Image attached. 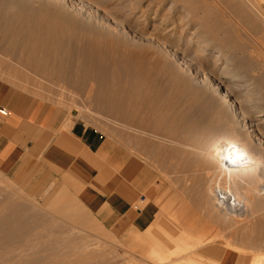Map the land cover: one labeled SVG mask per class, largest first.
<instances>
[{"label": "rangeland", "instance_id": "1", "mask_svg": "<svg viewBox=\"0 0 264 264\" xmlns=\"http://www.w3.org/2000/svg\"><path fill=\"white\" fill-rule=\"evenodd\" d=\"M241 2L66 0L73 13L87 15L105 31L68 33L62 60L50 65L11 48L0 32V78L97 131L114 151L119 171L132 165L135 176L143 170L145 202L137 204V211L148 203L159 208L153 225L141 234L129 224H102L78 201L67 176L45 167L17 177L0 173V264H218L206 253L211 248L264 264L262 185L252 188L248 209L238 215L212 206L215 167L195 151L192 95L183 92L176 59L158 45L163 39L173 43L171 49L179 45L187 61L202 64V74L218 79L220 69L213 66L217 51L191 43L192 34L208 25L223 50L247 55L263 74V39L248 30L240 13L247 6L245 11L264 27V0ZM163 20L167 25L162 29L175 27L174 32H162L158 25ZM181 73L191 80L195 76L186 69Z\"/></svg>", "mask_w": 264, "mask_h": 264}, {"label": "bare ground", "instance_id": "2", "mask_svg": "<svg viewBox=\"0 0 264 264\" xmlns=\"http://www.w3.org/2000/svg\"><path fill=\"white\" fill-rule=\"evenodd\" d=\"M238 6L240 11L241 5ZM245 8L241 9L240 15L246 19L248 30H255L264 42V27L254 17L255 15H251L249 10L250 14L246 12ZM71 10L66 0H0V32L2 37L9 41L11 48L23 49L37 56L33 58V55L28 54L37 63L58 61L60 58L62 60L68 33L105 31L104 27L96 22L87 21L86 19H89L87 15L73 13ZM165 25L167 21L163 20L158 27L162 29ZM175 29V27L168 31L162 29V32L165 31V34L169 35ZM214 30L216 34L218 30ZM243 31L245 33V30ZM195 32L192 34L194 36L191 39L192 45L199 46L204 51H217L213 66L220 69V78L215 79L210 73L202 74L204 66L187 61L183 55L185 51H181L179 45L171 49L169 46L173 43L164 39L158 40V45L163 46L162 48L176 59L181 71L186 69L195 75L191 80L182 75L181 71L178 74L183 83V92L192 95L191 101L196 108L193 127L197 131L198 136L195 137L196 139L198 137V140L195 151L199 157L208 160L215 167V174L210 170L214 174L213 185L209 187L210 203L220 212L235 216L238 215L237 211L247 208L250 202L248 194L255 185L259 187L262 185L264 191V119H258L264 117V73L259 74L262 70L257 66L258 63L252 62L247 55L246 58L242 57L239 49V54L228 53L227 48L226 51L223 50L225 45L223 48L208 25ZM257 41L261 42L258 38ZM252 43L254 44V41ZM245 50L247 51L246 47ZM256 50L253 51L254 54L258 52ZM261 67L263 69V66ZM253 117L254 120L251 119ZM228 145L235 146L236 150L243 154L244 159L235 164L227 162L224 157L228 155Z\"/></svg>", "mask_w": 264, "mask_h": 264}, {"label": "crops", "instance_id": "3", "mask_svg": "<svg viewBox=\"0 0 264 264\" xmlns=\"http://www.w3.org/2000/svg\"><path fill=\"white\" fill-rule=\"evenodd\" d=\"M35 167L69 177L78 201L104 225L129 224L144 234L159 213L154 203L136 209L145 202L143 170L135 176L132 165L119 171L114 151L97 131L0 78V173L17 177ZM206 253L218 264H249L232 250Z\"/></svg>", "mask_w": 264, "mask_h": 264}, {"label": "snow or ice", "instance_id": "4", "mask_svg": "<svg viewBox=\"0 0 264 264\" xmlns=\"http://www.w3.org/2000/svg\"><path fill=\"white\" fill-rule=\"evenodd\" d=\"M227 151L228 155H226L224 159L229 163L235 164L237 161H242L244 159L243 154L239 153L233 145H228Z\"/></svg>", "mask_w": 264, "mask_h": 264}, {"label": "built area", "instance_id": "5", "mask_svg": "<svg viewBox=\"0 0 264 264\" xmlns=\"http://www.w3.org/2000/svg\"><path fill=\"white\" fill-rule=\"evenodd\" d=\"M1 114L7 116L8 113L6 111H1Z\"/></svg>", "mask_w": 264, "mask_h": 264}]
</instances>
